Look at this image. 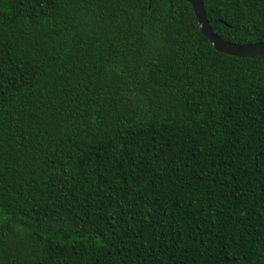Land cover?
I'll return each instance as SVG.
<instances>
[{"label": "trees", "instance_id": "1", "mask_svg": "<svg viewBox=\"0 0 264 264\" xmlns=\"http://www.w3.org/2000/svg\"><path fill=\"white\" fill-rule=\"evenodd\" d=\"M0 264H264V56L186 0H0Z\"/></svg>", "mask_w": 264, "mask_h": 264}, {"label": "water", "instance_id": "2", "mask_svg": "<svg viewBox=\"0 0 264 264\" xmlns=\"http://www.w3.org/2000/svg\"><path fill=\"white\" fill-rule=\"evenodd\" d=\"M186 1L192 5L202 32L212 42L217 51L233 57L254 58L264 56V42L235 44L222 39L213 30L202 0Z\"/></svg>", "mask_w": 264, "mask_h": 264}]
</instances>
